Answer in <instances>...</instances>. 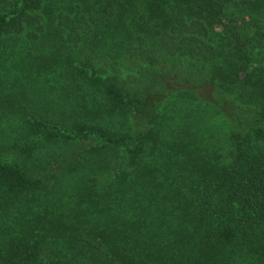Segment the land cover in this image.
Returning <instances> with one entry per match:
<instances>
[{
    "label": "trees",
    "instance_id": "trees-1",
    "mask_svg": "<svg viewBox=\"0 0 264 264\" xmlns=\"http://www.w3.org/2000/svg\"><path fill=\"white\" fill-rule=\"evenodd\" d=\"M0 264H264V0H0Z\"/></svg>",
    "mask_w": 264,
    "mask_h": 264
}]
</instances>
